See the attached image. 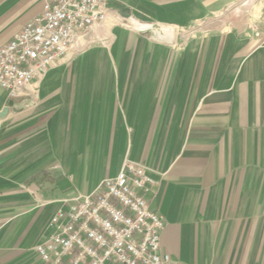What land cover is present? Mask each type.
Wrapping results in <instances>:
<instances>
[{
  "label": "crops",
  "instance_id": "obj_1",
  "mask_svg": "<svg viewBox=\"0 0 264 264\" xmlns=\"http://www.w3.org/2000/svg\"><path fill=\"white\" fill-rule=\"evenodd\" d=\"M245 1L117 0L27 90H0V264H50V220L126 161L154 181L175 262L264 264V0ZM42 12L0 0V49Z\"/></svg>",
  "mask_w": 264,
  "mask_h": 264
},
{
  "label": "built area",
  "instance_id": "obj_2",
  "mask_svg": "<svg viewBox=\"0 0 264 264\" xmlns=\"http://www.w3.org/2000/svg\"><path fill=\"white\" fill-rule=\"evenodd\" d=\"M115 1L43 0L42 14L0 49V90L11 98L27 90L81 35L108 20ZM174 32L153 30L165 40ZM153 183L142 165L126 161L116 178L56 213L36 253L50 264H178L163 251L165 221L145 198Z\"/></svg>",
  "mask_w": 264,
  "mask_h": 264
},
{
  "label": "rangeland",
  "instance_id": "obj_3",
  "mask_svg": "<svg viewBox=\"0 0 264 264\" xmlns=\"http://www.w3.org/2000/svg\"><path fill=\"white\" fill-rule=\"evenodd\" d=\"M244 4H246L245 9H244ZM242 6H243L242 9L246 10L248 7H250V3L246 0L245 2H243Z\"/></svg>",
  "mask_w": 264,
  "mask_h": 264
},
{
  "label": "water",
  "instance_id": "obj_4",
  "mask_svg": "<svg viewBox=\"0 0 264 264\" xmlns=\"http://www.w3.org/2000/svg\"><path fill=\"white\" fill-rule=\"evenodd\" d=\"M5 113V112H4Z\"/></svg>",
  "mask_w": 264,
  "mask_h": 264
}]
</instances>
